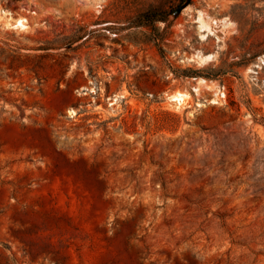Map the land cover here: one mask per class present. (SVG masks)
Segmentation results:
<instances>
[{
    "label": "rangeland",
    "instance_id": "374dc122",
    "mask_svg": "<svg viewBox=\"0 0 264 264\" xmlns=\"http://www.w3.org/2000/svg\"><path fill=\"white\" fill-rule=\"evenodd\" d=\"M185 1L0 0V264H264V0Z\"/></svg>",
    "mask_w": 264,
    "mask_h": 264
},
{
    "label": "bare ground",
    "instance_id": "6f19581e",
    "mask_svg": "<svg viewBox=\"0 0 264 264\" xmlns=\"http://www.w3.org/2000/svg\"><path fill=\"white\" fill-rule=\"evenodd\" d=\"M201 14V13H200ZM203 16V15H202ZM201 15H199V22H200V24H199V28L202 30V31H206V30H208V31H210V25H209V23L207 22V20H205L203 17H202ZM227 21V20H226ZM21 23V22H20ZM23 24V23H22ZM228 25V24H227ZM209 34V33H208ZM202 36L203 37H205L206 36V34H203L202 33ZM195 55V54H194ZM213 56H215V55H212V54H210V55H205V54H201L200 52L197 54V57H199L200 58V62H204V61H206V60H208V59H210V58H212ZM194 59V58H193ZM202 80V79H201ZM201 80H199V83L200 82H203V80L201 81ZM204 81H205V79H204ZM204 83V82H203ZM206 83V82H205ZM203 85V84H202ZM215 91V90H214ZM217 92V91H216ZM215 92V93H216ZM185 96H188V93L187 92H182V91H177L176 93H174V94H172L171 95V98H173L172 100L174 101H183L185 98ZM181 103V102H180Z\"/></svg>",
    "mask_w": 264,
    "mask_h": 264
},
{
    "label": "water",
    "instance_id": "95a60500",
    "mask_svg": "<svg viewBox=\"0 0 264 264\" xmlns=\"http://www.w3.org/2000/svg\"><path fill=\"white\" fill-rule=\"evenodd\" d=\"M189 2H190V0H186L185 2H184V4H182L180 7H179V9L175 12V15L176 14H178V13H180L188 4H189Z\"/></svg>",
    "mask_w": 264,
    "mask_h": 264
}]
</instances>
